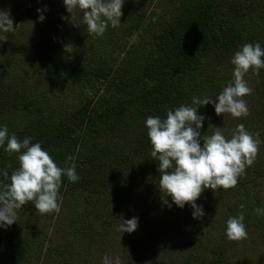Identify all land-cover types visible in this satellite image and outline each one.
<instances>
[{"label":"trees","instance_id":"obj_1","mask_svg":"<svg viewBox=\"0 0 264 264\" xmlns=\"http://www.w3.org/2000/svg\"><path fill=\"white\" fill-rule=\"evenodd\" d=\"M55 1L35 0L22 9L19 0H13L15 7L7 11L12 19L24 13L26 27L34 30L46 20L39 16ZM122 12L120 26L109 24L102 36L88 34L78 8L70 30L55 33L50 44L43 40L35 45L32 33L14 25V31L0 34V128L6 125L9 136L40 142L60 167L73 157L69 163L76 165L80 179L70 182L62 177L59 212L73 228L75 247L83 245L81 239L112 236L122 220L133 216L155 225L178 213L161 203L167 194L159 189V162L151 157L147 117L166 118L168 109L191 105L193 96L215 98L233 80L234 53L245 43L259 42L264 48V0H125ZM68 44L71 53L65 52ZM15 49L39 59L22 65L14 59ZM29 72L41 77L35 86L26 81ZM246 75L253 89L252 95L243 97L250 114L236 118L232 128L244 124L250 132L260 133L258 155L236 187L215 192L207 188L196 203L211 204L213 225L243 212L247 232H258L264 243V215L254 211L264 208V69L259 75L252 70ZM47 82L54 84L51 89ZM198 112L206 117L201 135L210 136L218 125L214 105L209 104L207 113L202 107ZM6 146L7 141L0 146V181L10 183L2 173L7 170L10 177L19 161L18 154L5 151ZM191 210L189 205L174 224L189 218ZM36 213L30 201L17 210L18 222L23 214ZM188 229L197 234L196 229ZM30 240L16 224L0 227V264L22 262ZM220 240L219 253L211 251L206 258L201 249H209L208 245L197 243V254L187 255L181 264H223L232 246L227 248L225 234ZM175 241L171 238V243ZM253 264H264L262 251Z\"/></svg>","mask_w":264,"mask_h":264},{"label":"clouds","instance_id":"obj_2","mask_svg":"<svg viewBox=\"0 0 264 264\" xmlns=\"http://www.w3.org/2000/svg\"><path fill=\"white\" fill-rule=\"evenodd\" d=\"M69 13L78 8L83 11L82 23L90 35L102 36L109 24L112 28L120 26L125 0H63ZM41 12L40 9H37ZM63 18V17H62ZM45 17L39 16L43 21ZM78 26V24H77ZM13 19L7 10H0V34L14 31ZM6 36L3 39L6 40ZM65 52H72V44L65 46ZM234 65L233 80L215 97L199 98L193 96L192 104H182L168 109L166 118L148 116L145 125L151 142V157L159 162V189L180 208L189 204L193 218L200 219L205 213L203 206L196 203L205 189L214 192L219 189L234 188L245 169L252 166L258 155L261 143L260 133H252L244 124H238L231 138L216 127L210 136L202 137L200 129L206 119L198 108L213 104L216 115L231 114L234 118L247 117L250 114L248 104L243 97L252 95L253 89L244 79L252 70L259 75L264 69V48L259 42L245 43L234 53L231 59ZM31 137L20 140L15 134L8 135V127L0 128V146L5 151L18 154L19 167L7 170L0 181V227L11 226L18 221L17 210L28 202H33L40 214L59 213L61 198L59 190L62 177L77 182L80 177L76 165L69 163L73 157H67L64 167H60L53 157L42 148L40 142L31 143ZM201 139L203 146H201ZM11 167V165H8ZM168 204L167 199L164 200ZM171 207V204H168ZM244 206L241 205V208ZM258 215H264V208H256ZM243 212L227 219L226 236L232 241L248 238ZM138 228V217L122 220L118 226L121 233H132ZM103 264H121L117 256L114 261L108 255Z\"/></svg>","mask_w":264,"mask_h":264},{"label":"rangeland","instance_id":"obj_3","mask_svg":"<svg viewBox=\"0 0 264 264\" xmlns=\"http://www.w3.org/2000/svg\"><path fill=\"white\" fill-rule=\"evenodd\" d=\"M12 2L13 0H0V10H8V8L15 7V4L12 5ZM34 2L35 0H19L22 9L27 8L30 3ZM73 14L67 11L63 0H56L55 6L43 14L46 20L37 29L33 30L34 27H26V23L22 20L24 13L16 18L13 17V25L15 28L27 30L29 34L32 33L31 37H34L33 42L35 45L37 43L40 44L43 40L50 44L56 38L54 36L55 33L61 34L60 31L70 30ZM55 22L56 24L54 25ZM51 27L53 30H51ZM52 32L53 35H51ZM29 38L26 40L28 41ZM19 50L15 49L13 56L14 59L21 60L22 65H28L39 59L34 57L32 59L28 55L24 56ZM244 79L252 87L250 76L245 75ZM26 81L35 86L36 83L41 81V77L36 73L34 74V72H29ZM48 83L46 84V88L49 87L51 89L54 84ZM208 107L209 104L202 106L203 112L207 113ZM216 116L218 118L217 127H220L222 132H226V134L223 133L226 138H231L235 130L232 128V123L235 122L236 118L228 113ZM166 199L168 204H171V207H168V204H164V200ZM161 203L166 205L168 210L173 211L176 209L178 212H172L169 222L157 221V224L153 225L147 221H139L137 230L132 233L119 232L117 229L120 224H118L116 229L111 231L110 235L112 236L104 240L96 236L94 241L81 239L83 245L80 247L77 243L76 247L72 244L75 234L70 233L73 228L67 227L66 217L63 212L23 214V219L13 224L20 226V231L28 236L29 239H32L33 242L30 240L31 245L28 253L19 264H83L84 261L87 264H103V257L105 255H108L113 261L118 256L121 264H181L187 255L196 253V248L199 247L196 246L197 243L208 245L209 249H204L200 245L206 258L212 256L211 251L219 253L222 250L223 243L220 240V236L224 234L226 236L227 224L225 221L224 224L213 225L214 213H212L213 209L209 202H203L202 206L205 215L202 218H193L192 209L190 217L181 222V224H174V218L178 215L184 216L182 213L188 209L189 204H185L183 208H180L172 200L169 201L167 195L161 197ZM199 221L203 224H199ZM162 225H165V231L167 232L164 235L161 234ZM181 225L183 230H181ZM188 226L196 229L197 234L195 235L189 230ZM205 227L210 229L206 231V234H201L200 231ZM32 234H36L38 237L32 238ZM260 237L258 232L250 231L248 232V238L242 241H232L227 238V248L230 246L232 248L228 250L227 255L224 257L223 264H253L254 257L260 251H262L264 256V243L260 240ZM171 238H175L176 241L171 243ZM64 246L66 248L63 251ZM104 249L108 250V252L105 253Z\"/></svg>","mask_w":264,"mask_h":264},{"label":"water","instance_id":"obj_4","mask_svg":"<svg viewBox=\"0 0 264 264\" xmlns=\"http://www.w3.org/2000/svg\"><path fill=\"white\" fill-rule=\"evenodd\" d=\"M130 36V33L128 34V37ZM110 85H108L106 88H105V90L103 91V93L104 94H107L108 92H109V90H110Z\"/></svg>","mask_w":264,"mask_h":264}]
</instances>
